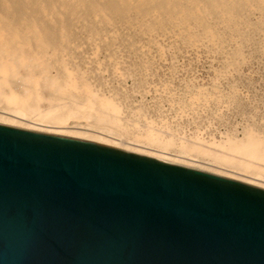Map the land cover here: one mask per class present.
Listing matches in <instances>:
<instances>
[{
  "label": "bare ground",
  "instance_id": "bare-ground-1",
  "mask_svg": "<svg viewBox=\"0 0 264 264\" xmlns=\"http://www.w3.org/2000/svg\"><path fill=\"white\" fill-rule=\"evenodd\" d=\"M168 47L175 56L206 49L224 58L223 76L239 72L249 61L245 48L264 56V0H0V124L84 140L264 190V118L258 120L255 111L238 105L248 119L241 136L231 133L208 148L199 137L180 144L166 138L164 128L149 119L151 111L161 112L159 106L149 108L145 98ZM129 81L133 92L125 90ZM105 85L109 90L102 93L99 87ZM228 96L238 100L234 90ZM219 98L200 89L175 104L183 113ZM115 129L135 144L116 140ZM134 129L143 132L133 134Z\"/></svg>",
  "mask_w": 264,
  "mask_h": 264
},
{
  "label": "water",
  "instance_id": "water-1",
  "mask_svg": "<svg viewBox=\"0 0 264 264\" xmlns=\"http://www.w3.org/2000/svg\"><path fill=\"white\" fill-rule=\"evenodd\" d=\"M0 264H264V190L0 124Z\"/></svg>",
  "mask_w": 264,
  "mask_h": 264
},
{
  "label": "rangeland",
  "instance_id": "rangeland-1",
  "mask_svg": "<svg viewBox=\"0 0 264 264\" xmlns=\"http://www.w3.org/2000/svg\"><path fill=\"white\" fill-rule=\"evenodd\" d=\"M167 49L164 66L153 73L148 85L151 92L145 98L149 108L160 107L161 112L151 111L148 117L157 128H164L162 130L166 138H175L180 144L181 140L190 141L199 137L208 148L211 142H220L231 133L241 136L248 119L238 105L244 107L246 111H255L258 120L264 118V56L254 55L249 48H245L244 53L249 57V61L239 72L231 70L227 76H223L225 60L221 56L213 55L206 49L195 52L185 51L175 56L170 47ZM105 87H99L102 93L108 92L109 85ZM125 88L133 92L135 85L129 81L125 84ZM200 89L215 93L216 96H220L219 100L210 103L205 109L198 107L181 113L175 103ZM231 90L237 93V101L229 98L228 94ZM163 96L165 98L171 96L174 103L166 102L162 99ZM115 131L116 140H128L135 144L132 139L124 138L121 131L116 129ZM131 132L139 134L143 131L134 129ZM154 148L158 149L157 151L163 150L160 152L166 154L168 152L171 155L178 154L176 149L152 147ZM197 157L202 159L201 155L193 156L195 160L198 159Z\"/></svg>",
  "mask_w": 264,
  "mask_h": 264
}]
</instances>
